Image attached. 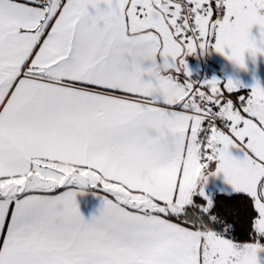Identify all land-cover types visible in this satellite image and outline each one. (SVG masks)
<instances>
[{"label": "snow or ice", "instance_id": "6c2138e0", "mask_svg": "<svg viewBox=\"0 0 264 264\" xmlns=\"http://www.w3.org/2000/svg\"><path fill=\"white\" fill-rule=\"evenodd\" d=\"M198 49L264 54V0H0V264H264V87L200 90ZM220 173L248 242L206 191Z\"/></svg>", "mask_w": 264, "mask_h": 264}, {"label": "rangeland", "instance_id": "374dc122", "mask_svg": "<svg viewBox=\"0 0 264 264\" xmlns=\"http://www.w3.org/2000/svg\"><path fill=\"white\" fill-rule=\"evenodd\" d=\"M261 29L259 25H256L252 29V35L259 40L261 38ZM221 56H224V59L226 61V74L227 79L233 78L237 79L246 87L249 88L250 91L252 90V87L259 82V84L264 87V54H257V56L253 57L252 53L246 52L245 53V65L246 67H240L233 61L229 60L228 57L222 53H220ZM245 88V89H246ZM242 95L248 96L250 93L248 91H241ZM238 95L234 96L235 98L233 100H237ZM237 97V98H236ZM230 185L227 183L226 177L221 175H215L211 176L208 179V182L206 184V191L211 193L212 195L215 192H222L223 190H229Z\"/></svg>", "mask_w": 264, "mask_h": 264}, {"label": "crops", "instance_id": "0c3cea01", "mask_svg": "<svg viewBox=\"0 0 264 264\" xmlns=\"http://www.w3.org/2000/svg\"><path fill=\"white\" fill-rule=\"evenodd\" d=\"M213 43H214V41H213ZM204 55L206 56L208 61L217 68V70L220 74L221 80L225 81V82H222L220 85L221 91H225L227 74H226V67L224 68V66H226V61L224 59V56L222 57L220 52L215 51V49H210L208 52H204ZM186 61H187V57H186ZM187 65L191 71V79H192L194 66L189 65L188 62H187ZM167 71H169V70H167ZM171 74L178 76V78L181 82H185V76H184L183 72L180 74H176V73L172 72ZM245 88H246L245 86L242 87L240 89V92L242 90H244V91L246 90L250 93V89L249 88L245 89ZM241 93L239 95H242ZM225 94L228 95L229 98H231V99H234L235 98L234 96L238 95L237 93L227 94L226 92H225ZM234 102H235V100H234ZM221 175L224 176L223 173H221ZM229 188H231V186ZM104 194H106V193H104V191L102 189L92 188V187H86L82 193L78 192L76 199H77V202L79 204L80 211L86 219H91L93 215H99V210H100L102 203H103ZM109 198L110 199L112 198L111 195H109Z\"/></svg>", "mask_w": 264, "mask_h": 264}, {"label": "trees", "instance_id": "16d2710c", "mask_svg": "<svg viewBox=\"0 0 264 264\" xmlns=\"http://www.w3.org/2000/svg\"><path fill=\"white\" fill-rule=\"evenodd\" d=\"M241 92H238L239 95ZM234 94V93H232ZM224 192H215L214 197L219 199L220 211L227 209L233 214V219L236 220V231L233 233V238L237 242H248L251 239L252 233L249 224V217L253 215V209L248 199L242 195L233 193L228 200H224Z\"/></svg>", "mask_w": 264, "mask_h": 264}, {"label": "built area", "instance_id": "2783aa9c", "mask_svg": "<svg viewBox=\"0 0 264 264\" xmlns=\"http://www.w3.org/2000/svg\"><path fill=\"white\" fill-rule=\"evenodd\" d=\"M199 51L200 50L198 49L197 53L189 54L187 56V62L189 63V65L194 66L192 81L194 83H196L197 80L200 81V83H196V87H198L200 90L205 91L206 93H209L210 87L207 85L201 87L202 81L205 79H212L214 77L221 79V77L217 68L208 61V59L204 55V52ZM218 126L220 125L218 124Z\"/></svg>", "mask_w": 264, "mask_h": 264}, {"label": "clouds", "instance_id": "9594fccd", "mask_svg": "<svg viewBox=\"0 0 264 264\" xmlns=\"http://www.w3.org/2000/svg\"><path fill=\"white\" fill-rule=\"evenodd\" d=\"M151 59L150 50L148 48H145L143 51L137 52V54L134 56V60L137 64H142L144 61H147ZM126 64L122 63L121 68L126 70ZM168 70V65L165 63H160L158 67L148 73L149 79H156L158 78L163 72H166Z\"/></svg>", "mask_w": 264, "mask_h": 264}]
</instances>
